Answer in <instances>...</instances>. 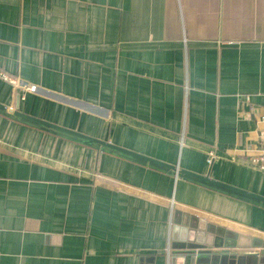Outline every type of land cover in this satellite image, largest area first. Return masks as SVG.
<instances>
[{"label": "crops", "instance_id": "0c3cea01", "mask_svg": "<svg viewBox=\"0 0 264 264\" xmlns=\"http://www.w3.org/2000/svg\"><path fill=\"white\" fill-rule=\"evenodd\" d=\"M0 104L264 197V0H0ZM188 216L264 264V210L0 116V264H190Z\"/></svg>", "mask_w": 264, "mask_h": 264}, {"label": "water", "instance_id": "95a60500", "mask_svg": "<svg viewBox=\"0 0 264 264\" xmlns=\"http://www.w3.org/2000/svg\"><path fill=\"white\" fill-rule=\"evenodd\" d=\"M0 116L26 127H30L40 132L52 135L59 139L90 148L97 153H104L112 157L145 167L147 169L157 171L175 180L189 183L191 185L264 210L263 196L229 184L222 183L218 180L210 178L208 174H197L185 169H181L178 166L161 162L140 153L123 149L111 143L94 139L81 133L26 115L18 110L17 105L14 107H6L0 104ZM195 220L196 219L194 217H186V224L190 229L186 233L191 235V239L186 238V240L189 242L184 244V247L181 248L182 252L180 253L179 257L180 260L188 259L190 264H193V260L195 264V259H197L196 264H204L207 261L211 262V264H221L222 260H224V264H231L232 260L237 256L238 253H234L235 251H232L234 249L233 244L223 241L222 238L224 231L219 230L217 236L209 234L207 231V234L202 235L203 237L201 236V238L199 237L197 239V231L204 229L200 228L198 224L194 222ZM184 230L186 229L180 227V232H182V234H184ZM253 241L261 244V248L263 249L261 256H264V241H260L258 239H253ZM175 256L176 255L174 254V257ZM171 261H173V258Z\"/></svg>", "mask_w": 264, "mask_h": 264}, {"label": "built area", "instance_id": "2783aa9c", "mask_svg": "<svg viewBox=\"0 0 264 264\" xmlns=\"http://www.w3.org/2000/svg\"><path fill=\"white\" fill-rule=\"evenodd\" d=\"M4 79L8 80L12 87L13 90L17 93L22 92V91H27L30 93H36L37 87L36 86H25L21 81L18 79H12V78H6ZM249 113H245V118L248 119L250 116ZM259 146H260V152L258 155H256L253 159L254 163H259L261 165V168H264V130L261 131L260 136H259Z\"/></svg>", "mask_w": 264, "mask_h": 264}]
</instances>
